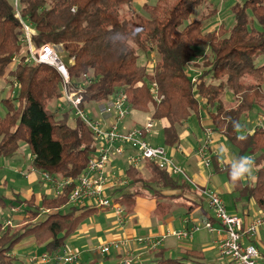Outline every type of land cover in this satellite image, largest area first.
Wrapping results in <instances>:
<instances>
[{"label":"trees","instance_id":"1","mask_svg":"<svg viewBox=\"0 0 264 264\" xmlns=\"http://www.w3.org/2000/svg\"><path fill=\"white\" fill-rule=\"evenodd\" d=\"M135 1L19 0V11L34 26L36 47L47 43L62 46L71 78L91 77L84 91L85 102L104 101L123 90L134 109L145 111L151 103L153 118L166 121V146L176 147L180 129L192 112L205 109L215 132L234 146L237 158L250 156L258 166L255 179L246 177L235 186L229 178L232 163L224 164L222 171L239 199L254 200L264 210V128L257 125L253 131L241 132L242 122L255 109L264 114V63H258L264 57V0H234L230 7L233 25L220 23L213 30H206L204 17L193 18L208 0L145 4V26L130 9ZM24 35L14 0H0V80L19 82L17 92L13 89L0 99V159L13 158L27 146L34 170L47 172L54 179L77 178L88 165L93 133L82 120L70 124V107L62 113L51 108L62 95L61 76L53 66L25 62L28 46ZM202 48L209 52L203 54ZM140 50L157 54L152 68L140 63ZM15 55L19 61L8 70ZM71 58L73 64L68 61ZM191 66L198 74L195 82ZM153 83L162 96L159 102L153 98ZM146 166L149 176L129 166L130 182L111 193L114 200L124 205L138 195L149 194L164 215L173 206L193 209L195 193L185 180L158 164L148 162ZM166 189L181 192L167 195ZM71 190L66 186L59 196L43 194L40 198L35 193L8 198L0 192V209L20 206L24 212L21 223L0 224V264H15L14 249L25 238H35L50 254L66 247L80 225L99 210L71 204ZM199 198L200 205L206 203L202 194ZM210 220L214 222L213 217ZM140 264L232 262H207L197 250L173 257L158 248Z\"/></svg>","mask_w":264,"mask_h":264},{"label":"built area","instance_id":"2","mask_svg":"<svg viewBox=\"0 0 264 264\" xmlns=\"http://www.w3.org/2000/svg\"><path fill=\"white\" fill-rule=\"evenodd\" d=\"M15 6L17 16L24 27V42L28 46L25 62L47 64L58 71L61 76V94L72 109L73 119L86 123L94 136L88 165L84 173L77 178L54 179L47 172L37 171L43 181L51 185L55 196H59L66 186H71L72 190L69 195L71 204L112 210L117 223L120 226H125L127 222L126 208L122 203L113 199L110 191L127 185L130 179L119 176L116 172H109L108 165L114 156L127 155L129 165L136 168H141L148 162L158 164L160 168L168 170L173 175L182 176L186 182L193 183L185 168L177 164L169 155V149L166 146L157 145L149 140L154 132L155 119L153 115L148 116L143 124L122 129V122L133 109L129 104L127 93L123 90L99 102L93 111L89 103L84 100L85 87L91 81V77L85 75L81 79L73 80L68 62H65L53 44L47 43L36 47L32 40L36 34L33 24L21 16L18 0H15ZM12 60L17 63L19 57L15 55ZM73 60L74 58L70 59L69 63L73 64ZM152 65L150 63L149 68H152ZM193 72L192 80L195 82L198 74L195 70ZM11 84L15 89L19 88V82L16 79L11 80ZM152 94L154 100L159 102L162 99V96L158 94L157 83L152 84ZM259 125L264 128V120H260ZM214 133L213 126H207L203 142L197 150L206 165L212 163ZM18 172L23 177L29 175L27 171L19 170ZM193 186L205 197L215 222L204 219L191 228L176 230L171 234L178 239H186L192 237L194 232L201 227H205L211 232L218 233L219 238L216 244L218 252L223 258L234 262V264H264L257 246L253 242L246 241V239L256 237L260 228L264 227V210L248 225H245L243 218L228 211L226 202L219 191L211 186H199L194 183ZM10 210L18 212L21 207L13 206ZM136 241L154 250L161 246L163 240L146 236L138 237ZM129 242V240H112L98 245L95 251L107 256L112 252H121L128 248ZM126 252L127 256L121 258L119 264H135L132 252L129 249ZM34 260L38 264H79L82 260V253L64 248L55 254L44 252L35 256ZM140 263L139 261L138 264Z\"/></svg>","mask_w":264,"mask_h":264},{"label":"crops","instance_id":"3","mask_svg":"<svg viewBox=\"0 0 264 264\" xmlns=\"http://www.w3.org/2000/svg\"><path fill=\"white\" fill-rule=\"evenodd\" d=\"M227 98L229 101H233L230 94H227ZM99 102L96 101L94 106H92L91 103L89 104L92 106L93 111H95V106ZM153 112V105L147 111L133 108L122 122L121 128L128 129L143 124L146 122L148 116L153 115ZM161 123V127L158 128L159 131L160 128L163 131L166 121H161ZM211 125L210 117L205 109L201 108L198 112H192L189 119L185 122L183 127H181L180 143L176 147L166 146L164 144V136L162 143L157 142V145H164L169 149V155L177 164L185 168L194 184L199 186H211L219 191L225 202H227L228 211L243 218L245 225H248L254 218L259 216L263 210L258 207L254 200H247L246 198L239 199L234 186L228 180L226 173L222 171L224 164H230L237 158V152L226 146L224 140H227L215 132L212 141V147L214 149H212L211 152L212 163L206 165L197 153L205 137V128ZM29 153L31 152H22L13 158L1 160L5 164L4 167L9 170V176H7L9 179L11 178V187L14 186L12 192L20 193L22 196L27 194V197L35 193L39 198L42 194H54L51 185L44 182L43 179L39 180V172L34 170L32 163H30V166L26 165L27 167H24L26 161L32 160L33 158L32 154L29 156ZM213 157L216 158L213 159ZM129 166L127 155L114 156L108 165V170L110 173L116 172L119 176L128 177L127 169ZM138 169L142 171L144 175H150L146 165ZM19 170L29 173L26 177L22 176L28 180L27 186L16 185L17 183L15 182H17V179L14 174L17 173L20 176ZM7 176L6 174L3 176L2 183L0 184H8ZM13 176L14 178H12ZM179 178L185 180L182 176H179ZM193 183L187 182L195 193V195L192 196L195 198V204L191 211H189L187 207L173 206L170 211L164 215L156 209V199L150 197L149 194L138 195L133 200L134 209L126 214L127 222L125 226H120L117 223L115 214L112 210L99 209L80 225L77 232L68 239L65 248L70 251L81 252L82 264H84V262L89 264H119L121 258L127 256L126 251L129 249L134 255L135 264H138L139 261L141 263L147 261L153 250L147 245L137 242L136 239L138 237L152 236L163 240L159 248H164L169 256L181 257L189 250H197L205 255L207 262L229 263L230 261L223 258L218 252L216 244L219 238L218 233L211 232L207 228L201 227L194 232L192 237L186 239H178L171 234V232L176 230L191 228L193 225L201 223L202 220L212 217L207 204L204 203L200 205L198 203L201 198H199L200 194L194 188ZM40 186H43L42 192H40ZM114 190L115 189H111L110 192L112 193ZM163 192L169 195L180 193L181 191L166 189ZM4 195L8 198H12L11 195ZM191 205L193 204L191 203ZM8 215L16 220L22 221L24 219L23 211H9ZM112 240H129L130 242L128 248H125L121 252H112L101 260L95 258H92V260L87 259V257L91 255L92 249H94L97 244L100 245ZM246 241L253 242L257 246L261 255V260L264 261V227H262V229L260 228L256 237L246 239ZM19 248L24 250L23 256L27 264H38L37 262H31L30 258L34 255V260L35 256L45 252L44 247L39 246L33 237L23 239L15 247V255V250ZM17 264L25 263L18 261Z\"/></svg>","mask_w":264,"mask_h":264},{"label":"rangeland","instance_id":"4","mask_svg":"<svg viewBox=\"0 0 264 264\" xmlns=\"http://www.w3.org/2000/svg\"><path fill=\"white\" fill-rule=\"evenodd\" d=\"M157 1L158 0H136L132 4V6L130 7V9H132L135 17L137 18V20L139 21V23L142 26H145L146 21H147V17H148V14H147V12L144 9V5L145 4H155ZM233 2H234V0H208L207 3H205L202 6H200L196 10V12L193 14V18L204 17L206 19L205 20V28H206V30H213L220 23H224V25H226V26L233 25V23H234V17L232 15L231 11H230V7L233 4ZM14 4H15V0H14ZM19 6H20V2H19ZM55 48H56L57 52L63 57V59L65 60V62H67V53L65 52V50L63 49V47L62 46H55ZM202 50H203V54H206V53L209 52V50L206 49V48H202ZM140 54H141V59H140V63L141 64H148V66H149L150 63L153 64V61H156V58H157V54L156 53L146 54V53H144V52H142L140 50ZM73 62H74V60H73ZM258 63L259 64L264 63V57L260 58L258 60ZM15 64H16V62L14 63L13 60H12V64L8 67V70H11L14 67ZM191 68L193 70H195L194 69L195 67L191 66ZM10 83L11 82L8 83V82H6L4 80L3 81L0 80V99H3L6 96H8L9 93H10V91L13 90V89L16 92L19 90V88L15 89L14 86L12 84H10ZM60 86H61V84H60ZM95 104H96V101L91 102V105L92 106H94ZM151 107H152V105L150 103L148 105V109L151 108ZM51 108L53 110H55V111H58L59 113H62L63 111H65L66 109L69 108V104L66 102V100L61 95V97L58 100H55L53 102ZM73 117H74V115L72 114L71 117H70V124L72 126L76 122L73 119ZM260 120H264V114L261 111H259L258 109L257 110L255 109V111H253L252 114L248 118L244 119V121L242 122L243 123V127H242V130H241L242 134L248 132V130L249 131H253V129L257 125H259V121ZM161 125H162L161 121L159 122V121L155 120L154 129H153L154 132L149 137V140H151L152 142H154L156 144H157V142L158 143L159 142L162 143V141H163V131H162L161 128H160V131L158 130V128L161 127ZM202 142H203V140H202ZM224 143L231 150H235L234 149V146L230 142H227V141L224 140ZM212 149H213V147H212ZM22 152H30V150H29V148L27 146H24V151H22ZM30 155H31V153H29V156ZM1 160L2 159H0V183H2V178H3V176L5 174H6V176L7 175L9 176V170H7L8 168H5L4 167L5 164ZM30 163H32V160L31 159L30 160H27L24 167L30 166ZM257 167L258 166L254 163V166H253V169H252V174H251L250 179H252V177H254L256 175ZM15 174H14V176H16V179H17V182H15V183H17L16 185L17 186H20V185L27 186L28 180L26 178H23L21 175L19 176L17 173H15ZM38 175H39V177H38L39 180H42L41 175L40 174H38ZM8 176H7V178H8V184H6V183L0 184V186H1L0 187V192L3 193V194H6V195L7 194L8 195H11L13 197V196H15L16 193L15 192H12V189H13L14 186L11 187V185H10L11 178L9 179ZM14 176L12 178H14ZM20 177L23 178V179H21ZM40 189H41L40 192H42L43 186H40ZM26 195L27 194H24L25 197H27ZM24 196H22V197L24 198ZM124 207L126 208V214H128L129 212H131L134 209V202L126 201L124 203ZM9 211L10 212H13V211H11L9 209H7V210L6 209L0 210V224H2L3 226H6L7 224H19V223H21L20 220H16V219H13L12 217H10L8 215L9 214ZM97 246H98V244H97ZM97 246H95V248L92 249V251L90 253L91 255H89L87 257V259L92 260V258H95V259L101 260V259H103V257H105V256L101 255L99 252L95 251V249H96ZM15 251H16L15 252L16 253L15 256L18 259L15 262V264H17L18 261L19 262H24L25 264H27L26 260L24 259L25 257L23 256L24 255V250L22 248H19V249H16ZM33 256L30 259H31V262L34 263L36 261L33 260ZM80 263H82V262H80ZM84 264H89V263L84 262ZM232 264H234V262Z\"/></svg>","mask_w":264,"mask_h":264},{"label":"clouds","instance_id":"5","mask_svg":"<svg viewBox=\"0 0 264 264\" xmlns=\"http://www.w3.org/2000/svg\"><path fill=\"white\" fill-rule=\"evenodd\" d=\"M238 139H243L239 137ZM254 161L250 156L235 158L229 170V178L232 184L238 185L246 177H251ZM255 179V177H252Z\"/></svg>","mask_w":264,"mask_h":264}]
</instances>
